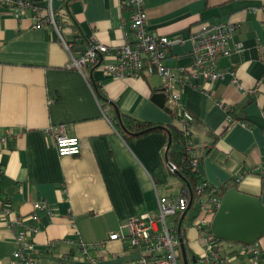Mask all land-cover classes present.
Segmentation results:
<instances>
[{
    "label": "crops",
    "instance_id": "obj_1",
    "mask_svg": "<svg viewBox=\"0 0 264 264\" xmlns=\"http://www.w3.org/2000/svg\"><path fill=\"white\" fill-rule=\"evenodd\" d=\"M25 1L31 8L21 18L0 4V140L4 139L0 141V264H20L12 257L19 249L17 238L30 246L31 264L137 263L139 253L126 240L110 241L108 236L127 220L144 215L156 218V197H178L181 182L170 174L163 184L153 185L150 174L163 164L166 136L156 132L121 137L112 106L120 117L166 129L182 130L180 113L187 112L192 118L187 127L188 156L200 181L260 195L264 177L262 0L143 1L145 28L178 39L168 47L164 62L171 70L190 66L189 37L201 26L229 22L237 27L231 44L240 49L217 60L215 69H233L242 90L229 83L228 75L213 81L199 75L179 88L177 106L165 94L169 114L150 101L162 91L158 76L114 80L100 69L77 71L71 57L77 59L87 45L83 43L82 52L79 46L68 52L56 41L52 27L33 29L32 8L44 7L45 0ZM51 4L54 10L62 6L61 0ZM66 10L69 19L60 26V35L67 45L74 46L77 39L71 24L88 41L109 48L122 45L123 28L129 24L123 0H70ZM92 86L111 105L99 100ZM48 130L76 138L79 154L58 157L52 137L45 134ZM239 177L238 183L233 182ZM39 202L52 214L38 211V221L32 222L29 216ZM15 217L20 219L18 224ZM177 222L166 219L167 230L176 232ZM180 234L195 261L203 252L202 233L185 220ZM77 238L86 254L75 244L63 243ZM243 247H253L257 257L241 253ZM220 250L229 255L228 264H264L260 259L264 237L251 245L220 243Z\"/></svg>",
    "mask_w": 264,
    "mask_h": 264
},
{
    "label": "built area",
    "instance_id": "obj_2",
    "mask_svg": "<svg viewBox=\"0 0 264 264\" xmlns=\"http://www.w3.org/2000/svg\"><path fill=\"white\" fill-rule=\"evenodd\" d=\"M53 0H45L42 8H32V28L52 27L56 33L57 42L69 52L67 45L59 32V24L53 18ZM144 0H123V6L129 10V24L123 28L122 45L116 48L103 46L94 39H90L82 54L71 63L77 71L84 67H92L105 72L114 80L125 78H147L158 76L161 79V90L174 106L180 100L179 88L187 87L188 82L199 75L210 80H215L228 75L231 85L239 86L238 79L233 69L218 71L215 63L220 58L227 59L234 51L240 49L239 45L231 44L232 36L237 27L229 22L214 23L201 26L189 37L192 62L186 68L171 70L164 62L167 57V49L170 45L178 43V39L158 36L145 28L146 15L143 8ZM0 4L13 11L15 18H21L30 4L25 0H0ZM261 10L264 14V0L261 1ZM110 59V63H103V59ZM182 129L186 131L192 121L191 116L185 112L180 113ZM45 134L52 137V146L58 157H75L79 154V142L74 137L65 136L62 131ZM264 135V131H263ZM1 139L0 141H3ZM189 151V142L187 143ZM192 163V166H194ZM173 170V166H170ZM261 174V173H260ZM1 176V168H0ZM239 178L233 182L238 183ZM220 186H211L205 182L195 187V217L187 214L188 202L181 197H156V218L140 216L121 223L117 230L108 236L110 241L126 240L129 247L139 253L136 264H181L178 250V242L175 231L170 232L165 226L166 219H178L182 214L187 216L189 226L202 233L203 252L193 264H228L229 255L220 250V240L209 232V218L215 213L220 202ZM44 211L51 216L52 210L44 202H39L33 207L29 216L32 222L38 221L37 212ZM189 213V212H188ZM19 217L14 218L15 224L19 223ZM160 225V229L157 225ZM19 249L12 254L14 260L20 264L28 262L27 253L29 245L21 238L16 239ZM66 245L75 244L86 252V247L77 238L76 241L63 240ZM47 248V246H46ZM247 253L251 258L257 257V251L253 247H243L241 253Z\"/></svg>",
    "mask_w": 264,
    "mask_h": 264
},
{
    "label": "trees",
    "instance_id": "obj_3",
    "mask_svg": "<svg viewBox=\"0 0 264 264\" xmlns=\"http://www.w3.org/2000/svg\"><path fill=\"white\" fill-rule=\"evenodd\" d=\"M68 1L70 0H61L62 6L56 9L53 14V18L55 19V22L59 24V29H58L59 32H60V26L64 23H68L66 20V18L69 19L66 10V4ZM71 27L75 32L77 31V37H75V39L76 38L77 39L73 42L74 46L69 45L70 46L69 51L71 52V50L74 47L79 46L80 51L82 52L83 49L81 48V46L83 45V43L87 45L88 40L80 36V32L77 30L76 26H73V24H71ZM86 69H88L87 71L89 72L93 68L86 67ZM91 89L93 90V93L96 95V97L99 100L103 101L102 97L100 96V93L96 91L93 86L91 87ZM114 124L116 125L118 124V126L120 127L121 137L123 138H140L142 136L156 132L163 133L166 136L167 138V145L165 148L166 162L168 165L173 166L174 169L170 171L166 167L165 162L163 161V164L157 165L151 172L150 174L151 181L153 185H161L166 181L168 175L170 174L178 177V179L181 182V191L178 197L186 199L187 202H189V199L191 198V204L188 207L187 214L190 215L191 218L195 217L196 215L194 208L195 187L200 183H202V181H200L201 179L200 176L198 175V170L195 168V166H192V163L194 161L190 159V157L188 156V150H187V143L189 137L188 133L186 134V131H184L183 129L179 130L177 127L174 126H169V129H166L165 127L159 125L138 121L123 115H121V117L119 115V118L115 120ZM228 189L229 188L227 187H223V186L220 187L219 196L221 197ZM178 219H176V221H178ZM186 219L187 216H185L184 221ZM180 230H182V224L180 226ZM219 242L223 243L224 241H219ZM183 245L185 249L186 258L188 260V264H192L194 258L188 253L186 245L185 244Z\"/></svg>",
    "mask_w": 264,
    "mask_h": 264
},
{
    "label": "water",
    "instance_id": "obj_4",
    "mask_svg": "<svg viewBox=\"0 0 264 264\" xmlns=\"http://www.w3.org/2000/svg\"><path fill=\"white\" fill-rule=\"evenodd\" d=\"M166 99V95L161 91V93L152 95L150 101L169 114L170 111L164 108ZM104 102L111 105L108 101ZM112 109L116 119H118V112L113 106ZM165 156L164 151L163 161L166 167L172 171L170 165L166 162ZM190 204L191 198L188 207ZM184 219L185 214H182L178 219L175 233L181 264H188L180 234V226ZM210 232L217 240L242 245H251L264 237V177L261 180L259 196L248 195L234 188L225 191L221 196L219 208L211 220ZM260 259L264 261V250L260 254Z\"/></svg>",
    "mask_w": 264,
    "mask_h": 264
},
{
    "label": "rangeland",
    "instance_id": "obj_5",
    "mask_svg": "<svg viewBox=\"0 0 264 264\" xmlns=\"http://www.w3.org/2000/svg\"><path fill=\"white\" fill-rule=\"evenodd\" d=\"M170 39H172V38H170ZM139 78H142V77H139ZM127 79V78H126ZM130 79H132V78H130ZM135 79H138V78H135ZM143 79V78H142ZM230 83V82H229ZM224 243V242H223Z\"/></svg>",
    "mask_w": 264,
    "mask_h": 264
}]
</instances>
